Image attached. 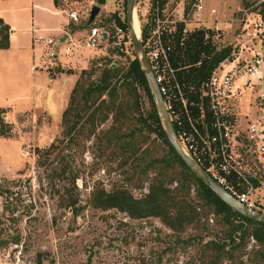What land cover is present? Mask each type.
Returning <instances> with one entry per match:
<instances>
[{"label": "rangeland", "instance_id": "1", "mask_svg": "<svg viewBox=\"0 0 264 264\" xmlns=\"http://www.w3.org/2000/svg\"><path fill=\"white\" fill-rule=\"evenodd\" d=\"M149 1L152 2L139 0L137 5L142 41L148 34L150 19L141 16L140 10L148 8ZM187 1L168 0L165 4L162 14L174 21V27L184 24L188 17V9L183 20L175 10L181 5L186 9ZM34 4L32 7L31 0H19L15 5L30 6L23 11L26 21L32 23L34 15V23L40 27H60L65 22L64 28L71 32L76 43L72 51H62L64 57H60V61L63 63L54 66L56 71L76 73L79 78L83 70H88L92 72L91 79H96L109 63L126 68L135 58L130 34L124 32L117 36L116 16L125 18V0H105L104 3L59 0L58 9L53 8L52 0H34ZM95 4L101 10L89 23L90 16L85 12L91 11ZM191 6L192 9L194 4ZM239 6L237 19L243 18L245 11L251 15L259 12L260 0H240ZM73 10L80 13L78 22L70 20L66 13ZM93 25L110 31V40L98 47L87 46L86 33ZM190 29L188 32L196 30ZM239 31L240 25L230 30L228 38L232 40ZM49 33L60 34L58 30ZM114 40L119 44L114 45ZM214 42L218 43L219 39L214 38ZM62 45L64 47L65 43ZM141 93L144 109L149 110L151 102L144 91ZM49 94L47 100L51 101V92ZM50 105L55 112L43 111L35 105V109L13 111L9 117L5 113L13 108L0 109V135L18 146L16 161H0V184L8 192L0 193V264H203L197 247L185 248L181 243V238L185 240L191 233H198L195 228L177 234L158 217L133 218L116 208L102 209L93 205L91 194L97 186L106 190L123 186L135 197H143L153 173L149 172L147 178L134 173L131 163L122 164L120 156L108 155L109 150L103 151L94 136L69 141L63 134L62 116H56L58 108L54 103ZM110 124L111 120L101 128L106 129ZM53 142L59 147L48 158L47 154L42 157V151ZM61 159L67 166L63 176L58 174L63 166ZM73 173L79 176L75 182ZM71 195L78 199L77 206L81 207L77 216L67 206ZM209 221L213 228H220L213 219ZM252 244L253 241L248 250ZM239 255L241 252H237L234 260L226 259L224 264H264L253 262L248 254Z\"/></svg>", "mask_w": 264, "mask_h": 264}, {"label": "trees", "instance_id": "2", "mask_svg": "<svg viewBox=\"0 0 264 264\" xmlns=\"http://www.w3.org/2000/svg\"><path fill=\"white\" fill-rule=\"evenodd\" d=\"M152 1L159 2L163 9L168 0ZM55 4L59 6V0H55ZM116 20L129 33L126 19L116 16ZM183 28L184 24H179L174 34L171 60L177 68L179 81L198 89L229 50H218L211 39L205 42L203 30L191 32L182 40ZM9 29L0 18V48L9 46ZM146 39L147 34L143 43ZM199 61L201 64L198 65ZM91 77V71L83 70L73 87L62 115L64 136H68L69 141L94 136L103 151L109 150L108 155L120 156L122 164L131 163L134 173L146 178L150 176L149 172L153 173L148 178V191L143 197H135L123 186L110 190L97 186L91 194L93 205L102 209L116 208L133 218L158 217L177 234L195 228L198 233H191L185 240L181 238V243L185 248L197 247L203 264H224L226 259L234 260L237 252H241L239 257L248 254L253 262L263 263L264 223L242 215L225 203L176 152L167 137L155 96L137 56L126 68L109 63L101 69L98 78ZM141 91L151 102L149 110L144 109ZM109 120L108 128L102 129ZM56 143L44 149L42 157L47 154L48 158L59 147ZM59 162L63 166L58 174L63 176L67 166L62 159ZM78 177L73 173L72 181ZM0 193H8L1 184ZM67 201V206L77 216L81 209L77 206L78 199L71 195ZM211 219L219 224V229L211 226Z\"/></svg>", "mask_w": 264, "mask_h": 264}, {"label": "built area", "instance_id": "3", "mask_svg": "<svg viewBox=\"0 0 264 264\" xmlns=\"http://www.w3.org/2000/svg\"><path fill=\"white\" fill-rule=\"evenodd\" d=\"M203 1L195 0L192 9L200 12ZM148 5L140 10L141 16L150 19L143 45L181 148L240 203L264 215V0H260L259 12L245 11L232 40L228 38L231 29L223 26L195 27L194 31H204L205 42L211 39L218 50H229L198 89L181 83L173 66L174 21L162 14L159 2ZM66 13L70 20L79 21L78 11ZM85 13L90 16V11ZM186 22L182 40L191 33ZM13 31L9 29V37ZM44 32L32 29L34 43L45 47L48 58L58 57L62 50L70 52L76 45L65 28L58 36ZM124 32L117 27V36ZM86 34L89 47L111 38L110 31L94 25Z\"/></svg>", "mask_w": 264, "mask_h": 264}, {"label": "crops", "instance_id": "4", "mask_svg": "<svg viewBox=\"0 0 264 264\" xmlns=\"http://www.w3.org/2000/svg\"><path fill=\"white\" fill-rule=\"evenodd\" d=\"M19 0H0V18L12 30L10 42L7 48H0V109H11L5 115L13 111H25L35 109L38 105L43 111L55 112L50 108L54 103L57 118H61L65 109L66 102L78 80V74L64 72L61 69L56 71L54 66L62 64L60 57L48 59L45 55V47L40 46L33 41V28H40L46 34L59 31L64 28L65 22L60 27L43 28L35 24L34 15L32 23L26 21L23 11L30 6L15 5ZM33 2L34 7V0ZM54 9H58L55 0H52ZM188 6L177 7L176 13L180 20H183V14L187 12L186 25L189 28H195L201 24L206 26L220 25L228 29H234L240 25L237 13L241 9L240 0H204L203 9L200 12L191 9L195 0H188ZM189 7V8H188ZM52 13L63 12L62 10H51ZM237 12V13H236ZM64 13V12H63ZM54 36V35H53ZM64 51V50H62ZM51 60V61H50ZM67 81V82H65ZM61 88L64 89L61 92ZM51 92V101H48V95ZM13 141V140H12ZM17 144L0 135V161L17 160Z\"/></svg>", "mask_w": 264, "mask_h": 264}, {"label": "water", "instance_id": "5", "mask_svg": "<svg viewBox=\"0 0 264 264\" xmlns=\"http://www.w3.org/2000/svg\"><path fill=\"white\" fill-rule=\"evenodd\" d=\"M139 0H127L126 2V11L125 19L127 23V29L132 39V43L135 49L137 58L140 61V64L145 72V75L148 79L149 85L152 89V92L155 96V103L158 109V112L162 118V123L167 134V137L176 150V152L181 156V158L186 162L189 168L199 177L208 187H210L217 196H219L225 203L232 207L237 212L242 215L253 219L257 222L264 223V215L258 213L242 203H240L231 193H229L222 185H220L210 174L205 170L203 166L197 163L194 159L188 156L180 146L176 131L168 115V111L165 107L163 95L160 92L159 85L156 81L154 71L151 67V64L148 60V57L145 52V48L142 40L136 35L134 29V13L136 12V7ZM101 7L99 5H93L90 11L89 23H92L96 16L99 14ZM103 37L106 36V33L102 34ZM67 38L65 36L61 39L64 41Z\"/></svg>", "mask_w": 264, "mask_h": 264}, {"label": "bare ground", "instance_id": "6", "mask_svg": "<svg viewBox=\"0 0 264 264\" xmlns=\"http://www.w3.org/2000/svg\"><path fill=\"white\" fill-rule=\"evenodd\" d=\"M134 29L136 32V35L140 38L141 36V22L140 18L137 14V11L134 13Z\"/></svg>", "mask_w": 264, "mask_h": 264}]
</instances>
